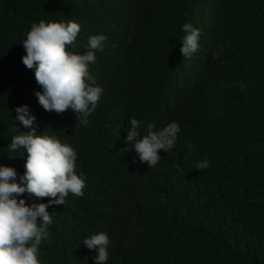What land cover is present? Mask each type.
Returning a JSON list of instances; mask_svg holds the SVG:
<instances>
[{
  "label": "trees",
  "instance_id": "obj_1",
  "mask_svg": "<svg viewBox=\"0 0 264 264\" xmlns=\"http://www.w3.org/2000/svg\"><path fill=\"white\" fill-rule=\"evenodd\" d=\"M41 20L77 22L81 31L68 46L76 54L88 50L89 37L107 38L89 64L103 93L87 126L72 109L56 114L38 103L35 92L42 89L22 63V42ZM185 23L200 31L198 51L189 57L205 71L196 95L174 74L181 71L176 64ZM262 44L264 0H0V166L13 167L20 183L27 153L8 147L12 136L31 131L16 119V108L27 105L38 135L76 150V171L86 182L83 196L69 193L64 205H49L50 237L61 243H67L65 232L83 241L99 232L110 241L121 238L132 258L108 264H264ZM221 46L218 59L211 54L210 62L201 60L205 50ZM132 118L141 122L142 136L149 123L156 130L180 125L175 147L166 153L168 169L154 178L142 179L119 162L116 143ZM205 159L209 167L197 170L196 162ZM17 199L30 206L50 198L25 192ZM38 259L85 264L46 240Z\"/></svg>",
  "mask_w": 264,
  "mask_h": 264
},
{
  "label": "clouds",
  "instance_id": "obj_2",
  "mask_svg": "<svg viewBox=\"0 0 264 264\" xmlns=\"http://www.w3.org/2000/svg\"><path fill=\"white\" fill-rule=\"evenodd\" d=\"M259 4L262 5V2ZM182 30L187 35L183 38L180 49L182 57L176 64L181 71L177 72L176 68L174 74L178 73L182 78V87L196 95L203 90L200 75L205 71L198 66L196 58L189 57L196 55L198 51L200 31L189 23H185ZM80 31L81 26L73 20H68L67 23H46L43 20L33 23L22 42L26 52L22 63L26 68L34 70L35 80L42 89L35 92V96L45 111L64 114L72 109L79 124L87 126L88 117L96 109L103 93L100 86H94V78L89 74V64L95 63V52L102 50L107 38L104 35L89 37L88 50L84 54H76L69 51L68 46H75ZM204 48L206 46H201L200 50ZM213 50V47L205 50L201 54V60L210 62L211 54L218 59L223 47L214 53ZM223 74H219V78ZM205 79L208 80L207 76ZM218 79L214 80L213 85L217 84ZM88 81L92 83L89 84ZM240 88L243 91L244 85L241 84ZM15 111L16 119L31 131L12 136L8 147L11 150L23 148L27 153L25 172L20 177V183L15 182L17 172L13 167L0 166V264H40L38 252L43 240L65 246L72 253L73 259L78 257L81 262L85 260V264H89V254H94L90 264H108L107 262L126 257L132 258V249L126 247L121 238L110 241L105 232L93 234L84 241L75 238L76 233L71 236L65 232L63 235L67 243L50 237L48 226L52 223V216L48 211L49 205H64L69 193L83 196L86 186L84 174H77L78 156L72 146L49 135H38L33 127L36 118L30 115L27 105L17 107ZM130 124L128 134L116 143V150L120 151L119 162L124 170L136 172V176L142 179H151L165 172L168 169L166 153L170 156V150L175 147L180 131L179 123L170 122L159 130H156L155 124L149 123L143 136L138 131L141 125L139 120L132 118ZM191 148L189 143V154ZM177 150L176 146V152ZM182 157L190 158L187 153ZM126 158L129 159V164L124 163ZM208 167L207 159L195 164L197 170ZM155 186L150 184L148 188ZM25 192L38 199H50L47 204L33 203L29 206L24 199H17ZM84 233L81 232V235L85 236ZM92 249L94 250L91 251Z\"/></svg>",
  "mask_w": 264,
  "mask_h": 264
}]
</instances>
